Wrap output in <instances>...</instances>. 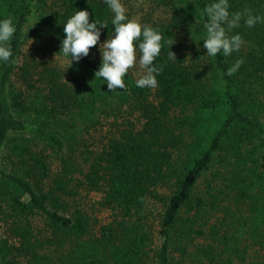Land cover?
Segmentation results:
<instances>
[{"label":"trees","instance_id":"1","mask_svg":"<svg viewBox=\"0 0 264 264\" xmlns=\"http://www.w3.org/2000/svg\"><path fill=\"white\" fill-rule=\"evenodd\" d=\"M157 1L168 20L142 22L164 37L157 87L129 72L110 91L96 46L72 65L60 52L76 10L111 35L103 0H0L16 25L0 62V264H264V23L241 22L242 48L210 58V0ZM229 2L264 15V0ZM31 40L65 63L27 58Z\"/></svg>","mask_w":264,"mask_h":264},{"label":"clouds","instance_id":"2","mask_svg":"<svg viewBox=\"0 0 264 264\" xmlns=\"http://www.w3.org/2000/svg\"><path fill=\"white\" fill-rule=\"evenodd\" d=\"M103 3L113 14L110 21L113 26L111 35L108 33L106 39L101 42V32L102 29L108 28V19H92L90 22V12L87 9L76 10L63 24L65 35L60 41V52L64 57H70L69 63L72 65L73 61L79 62L88 56L90 48L98 45L101 63L94 76L102 78L108 90H125L124 77L133 68L141 73L135 81L138 88H156V77L163 70L162 66L154 63L160 55L164 40L161 31L130 18L122 0H103ZM241 22L252 28L256 24L264 23V15L253 14L248 8L230 11L229 0H210L205 4L201 21L197 24L204 33V38L201 39L203 45H199L206 49L204 55L214 58L217 54H222L227 57L233 52H238L245 43L244 38L239 32L231 33L233 29L240 27ZM15 32L16 25L12 17L0 19V62H10L11 40ZM169 58L176 59L172 51L169 52ZM242 63L243 59H236L232 66L227 68L226 74L233 75Z\"/></svg>","mask_w":264,"mask_h":264},{"label":"rangeland","instance_id":"3","mask_svg":"<svg viewBox=\"0 0 264 264\" xmlns=\"http://www.w3.org/2000/svg\"><path fill=\"white\" fill-rule=\"evenodd\" d=\"M122 2L124 3L127 9V15L130 18H135L139 20L141 23L144 20L158 21L163 23L166 22L169 18V12L167 8L163 6L162 3H159V1L157 0H122ZM54 49H57V47H55L53 43L48 44L45 40L43 42L40 41L37 42L36 40H31L25 46L24 52H25V56H27V58L29 59L32 53H36V55L39 58L43 57V60L46 61L56 60L63 65L66 61L65 58L62 55H59L55 51H53ZM91 53L93 54L94 57L101 58L100 52L98 50V45L95 47L94 50L91 51ZM129 72L137 79L141 74L139 70H137L136 68L130 69ZM106 132H107V127L103 128L102 130L100 129L98 132L94 134V138L102 142L103 138L106 135ZM203 188H204V184L203 182H200L198 189H203ZM101 216H103V219H107L106 214H103ZM0 232L3 235H6L5 229L4 227H2V225H0ZM158 243H159V239L157 238L156 244Z\"/></svg>","mask_w":264,"mask_h":264}]
</instances>
